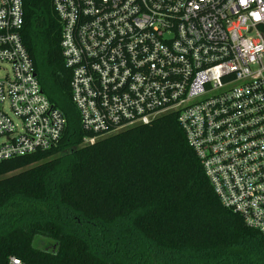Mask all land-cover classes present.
<instances>
[{
    "label": "built area",
    "instance_id": "built-area-1",
    "mask_svg": "<svg viewBox=\"0 0 264 264\" xmlns=\"http://www.w3.org/2000/svg\"><path fill=\"white\" fill-rule=\"evenodd\" d=\"M53 6L84 143L176 114L222 205L264 235V0ZM24 25V1L0 0V162L56 147L67 127Z\"/></svg>",
    "mask_w": 264,
    "mask_h": 264
},
{
    "label": "trees",
    "instance_id": "trees-1",
    "mask_svg": "<svg viewBox=\"0 0 264 264\" xmlns=\"http://www.w3.org/2000/svg\"><path fill=\"white\" fill-rule=\"evenodd\" d=\"M23 1L24 42L67 127L56 147L0 162V264H264V235L222 205L176 114L82 143L53 0Z\"/></svg>",
    "mask_w": 264,
    "mask_h": 264
},
{
    "label": "rangeland",
    "instance_id": "rangeland-1",
    "mask_svg": "<svg viewBox=\"0 0 264 264\" xmlns=\"http://www.w3.org/2000/svg\"><path fill=\"white\" fill-rule=\"evenodd\" d=\"M7 73H10V68H9V66L7 65V64H1V67H0V79L1 78H3V77H5V75L7 74ZM53 98H54V100H56L57 102H59V97H57L56 95H53L52 96ZM85 141L83 140V144H85L84 143ZM45 242V244H49V243H51V242H48L47 240H44V239H40V238H38L37 240H36V245L38 246V247H44V244L43 243H41V242ZM51 249V248H50Z\"/></svg>",
    "mask_w": 264,
    "mask_h": 264
},
{
    "label": "water",
    "instance_id": "water-1",
    "mask_svg": "<svg viewBox=\"0 0 264 264\" xmlns=\"http://www.w3.org/2000/svg\"><path fill=\"white\" fill-rule=\"evenodd\" d=\"M41 243H43L44 244V248L45 249H53V250H55L56 248H57V244H52V243H49V244H45V242L43 241V242H41Z\"/></svg>",
    "mask_w": 264,
    "mask_h": 264
}]
</instances>
